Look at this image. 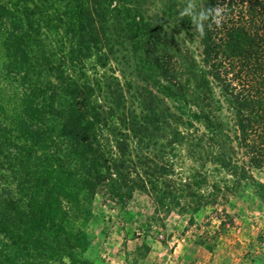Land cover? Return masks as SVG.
Instances as JSON below:
<instances>
[{
  "label": "trees",
  "instance_id": "obj_1",
  "mask_svg": "<svg viewBox=\"0 0 264 264\" xmlns=\"http://www.w3.org/2000/svg\"><path fill=\"white\" fill-rule=\"evenodd\" d=\"M29 1L0 0V29L5 26L6 39L14 49L10 68L21 69L23 80H31L36 72L40 77L43 73L54 77L46 83L39 80L32 88L23 120L41 126L26 131L28 142H38L40 151L50 140L54 151L49 158L42 155L44 169L34 172L39 203L32 216L26 218L22 212L20 226L0 213V234L4 235L0 237V264H87L83 253L91 245L88 223L95 196L103 188L117 197L144 191L157 210L176 207L192 213L213 205L222 193L215 183L210 191L203 190L208 177L202 173L176 182L168 161L159 162L146 154V138L162 120L156 104L147 107L149 115L140 122L136 113L119 114L96 101L99 84L86 74L84 60L95 52L105 55L104 49H111L107 48L111 37L120 31H125L142 62L140 78L151 80L159 69L169 83L162 86L165 97L187 103L192 88L186 83L194 81L201 109L185 112L190 124L205 123L209 145L217 147L221 167L237 180L256 181L255 171L264 168V0H205L202 64L191 55V62H184L189 65L185 72L182 57L162 28L128 2L121 6L119 0H42L32 8ZM183 14L188 17L186 11ZM52 34L59 38L57 42L67 43L65 51L45 45L44 36ZM214 87L234 116L233 128L213 113ZM165 106L164 126H168L172 114ZM104 126H111L116 137L114 152L100 135ZM180 135L175 130L174 138ZM30 150L31 145L26 149L29 158ZM26 163L18 162L24 169ZM259 184L264 200V183ZM23 185L18 182L21 193Z\"/></svg>",
  "mask_w": 264,
  "mask_h": 264
},
{
  "label": "rangeland",
  "instance_id": "obj_2",
  "mask_svg": "<svg viewBox=\"0 0 264 264\" xmlns=\"http://www.w3.org/2000/svg\"><path fill=\"white\" fill-rule=\"evenodd\" d=\"M41 1L30 0L29 6L33 8V3ZM119 1L121 6L123 2H128L135 11L149 18L148 21L162 28L163 34L182 57L181 69L184 72L188 71L186 67L189 66L184 62L190 61L191 55L202 64L201 15L205 0ZM184 11L188 17H184ZM124 32L111 37L113 42L107 47L111 49L105 48V55L95 52L84 60L86 74L99 84V87L96 86V101L103 106L114 107L119 114L136 113L140 122L149 115L147 107L156 104V113L161 115L162 120H159V127L152 128L150 137L146 138V154L159 162L168 161L174 167L172 179L176 182L185 181L194 173H202L208 177L203 190L210 191L211 184L215 183L222 193L219 192L218 200L213 205L192 213L176 207L170 211L157 210L152 197L144 191L132 190L117 197L103 188L95 196L93 216L88 223L91 245L83 253L87 264H264V200L258 192L259 182L264 183V168L255 171L256 181L253 182L237 180L221 167L216 160L217 147L209 145V131L205 123L195 121L190 124L185 113L199 112L201 109L197 100L199 91L194 87V81L186 83L192 88L188 89L187 103L165 97L162 86L169 83L159 69H155L151 80L140 78L139 64L142 62L133 52V44L124 36ZM53 36H44L45 45L50 47L54 44L57 52L60 51L58 49L65 51L67 43L57 42L59 38ZM6 37V28L2 26L0 196L4 195L0 199V213L21 226L23 214L27 213L26 218L32 216L39 203L36 187L38 176L34 172L44 169L42 155L49 158L54 151L50 140L46 148L40 150L41 153L36 146L38 142H28L27 132L30 128L41 126L36 121L23 122L29 99L27 96L33 87L38 86L36 83L39 80L46 83L54 81V77L47 73L40 77L36 72L31 75V80H23L21 69L10 68L14 49ZM183 77L189 78L188 75ZM151 90L156 98L150 95ZM214 90L213 113L218 121L233 128L234 116L220 95L219 88L214 87ZM118 103H122L120 107H117ZM165 105L172 114L168 126H164V111L165 114L168 111ZM111 129V126H104L100 135L107 149L114 152L116 137ZM175 130L181 133L177 138H174ZM170 140L174 141L172 145ZM29 145L32 146L31 158L26 152ZM21 159L27 162L25 169L18 164ZM31 161L35 166L30 164ZM45 168L50 171L48 165ZM47 179L50 180L49 177ZM19 181L24 183L23 193L18 190ZM28 226L33 227L34 224L29 223ZM0 237L4 235L0 234Z\"/></svg>",
  "mask_w": 264,
  "mask_h": 264
},
{
  "label": "clouds",
  "instance_id": "obj_3",
  "mask_svg": "<svg viewBox=\"0 0 264 264\" xmlns=\"http://www.w3.org/2000/svg\"><path fill=\"white\" fill-rule=\"evenodd\" d=\"M216 15L218 16L219 15V11L217 10V13H216Z\"/></svg>",
  "mask_w": 264,
  "mask_h": 264
}]
</instances>
